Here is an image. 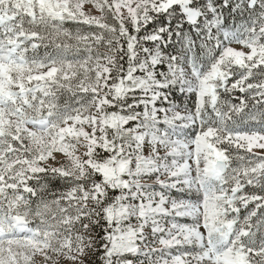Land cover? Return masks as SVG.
Returning a JSON list of instances; mask_svg holds the SVG:
<instances>
[{"label":"snow or ice","instance_id":"6c2138e0","mask_svg":"<svg viewBox=\"0 0 264 264\" xmlns=\"http://www.w3.org/2000/svg\"><path fill=\"white\" fill-rule=\"evenodd\" d=\"M0 264H264V0H0Z\"/></svg>","mask_w":264,"mask_h":264}]
</instances>
